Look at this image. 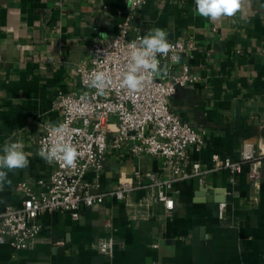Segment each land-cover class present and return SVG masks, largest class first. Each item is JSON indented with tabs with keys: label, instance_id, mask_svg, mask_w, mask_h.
Here are the masks:
<instances>
[{
	"label": "crops",
	"instance_id": "obj_1",
	"mask_svg": "<svg viewBox=\"0 0 264 264\" xmlns=\"http://www.w3.org/2000/svg\"><path fill=\"white\" fill-rule=\"evenodd\" d=\"M127 9L126 0H0V146L19 140L30 153L28 167L9 173L0 212L22 205L20 182L46 188L55 165L37 155L38 139L62 119L55 100L77 87L76 67L94 43L119 31ZM153 28L164 29L169 42L194 45L180 55L177 71L188 65L197 80L178 87L170 104L206 133L205 146L191 155L213 170L203 184L173 183L171 214L161 203L139 205L149 189L134 191L133 205L109 196L84 206L79 220L47 210L27 247L0 242V264H264V160L254 182L248 164L233 175L214 170L213 159H239L245 141H264V0L216 22L198 15L194 0H146L130 20L129 38ZM136 169L171 175L163 159L127 149L109 152L102 171H89L84 182L113 190ZM109 237L112 255L96 247Z\"/></svg>",
	"mask_w": 264,
	"mask_h": 264
},
{
	"label": "built area",
	"instance_id": "obj_2",
	"mask_svg": "<svg viewBox=\"0 0 264 264\" xmlns=\"http://www.w3.org/2000/svg\"><path fill=\"white\" fill-rule=\"evenodd\" d=\"M126 1L127 17L120 23L119 31L92 45L89 59L76 67L77 87L60 93L55 100L62 116L58 124L65 125L63 137L79 152L75 166L65 167L53 162L55 168L43 191H35L27 182H20L18 189L26 194L22 205L7 206L0 212V242H10L15 250L27 247L40 233L39 218L47 210L69 212L79 220L84 206L102 204L109 196L133 205L130 201L132 193L149 189L150 193L139 205L150 207L161 203L166 213L171 214L175 207L173 183L196 178L203 184L205 175L213 170L204 168L201 161L191 155L192 148L205 146L206 133L183 120L170 104L178 87L197 80L188 65H183L178 72V63L172 59L173 56L180 58L183 52L194 47L193 43L172 41L173 50L169 55L158 56L162 65L168 63L167 77L146 80L138 92L120 87L130 57L129 44L141 36L129 38L130 20L146 0ZM94 72H104L110 81L104 95H97L96 89L88 86ZM149 126L151 130L147 132ZM55 139L57 134L47 127L38 139V150ZM127 149L136 156L152 155L163 159L171 175L164 177L155 171L136 169L116 189L108 191H94L84 182L89 171H102L109 152ZM213 159L214 170L225 168L233 175L240 174L248 164L249 178L258 182L262 177L264 141H245L239 159H221L217 154ZM223 208L222 205L221 211ZM114 246L113 237L100 238L96 242L97 249L106 255L113 254Z\"/></svg>",
	"mask_w": 264,
	"mask_h": 264
},
{
	"label": "clouds",
	"instance_id": "obj_3",
	"mask_svg": "<svg viewBox=\"0 0 264 264\" xmlns=\"http://www.w3.org/2000/svg\"><path fill=\"white\" fill-rule=\"evenodd\" d=\"M195 12L211 22L221 18H232L241 12L245 5L250 8L251 0H194ZM168 33L162 28H153L144 36L129 44L131 49L126 71L123 74L120 87L131 92L143 89L146 80L164 78L169 75L167 64H161L158 56L167 57L173 50V45L168 41ZM176 63L180 62L177 56L172 57ZM109 79L104 72H94L89 87L96 89L97 95H104L109 86ZM57 134L50 145H43L37 155L46 163L58 162L65 167H74L79 156L77 149L66 142L63 134L64 124L49 125ZM15 136V133L13 134ZM30 153L24 151V144L19 140H9L0 146V191L10 184L9 173L28 167Z\"/></svg>",
	"mask_w": 264,
	"mask_h": 264
},
{
	"label": "rangeland",
	"instance_id": "obj_4",
	"mask_svg": "<svg viewBox=\"0 0 264 264\" xmlns=\"http://www.w3.org/2000/svg\"><path fill=\"white\" fill-rule=\"evenodd\" d=\"M148 131L147 132H149L150 131V128L149 129H147Z\"/></svg>",
	"mask_w": 264,
	"mask_h": 264
}]
</instances>
